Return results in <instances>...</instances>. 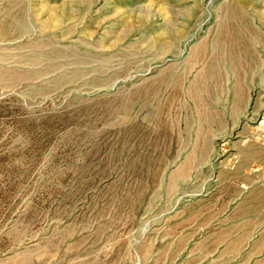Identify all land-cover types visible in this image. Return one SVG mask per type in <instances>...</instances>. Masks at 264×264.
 Wrapping results in <instances>:
<instances>
[{"label": "rangeland", "instance_id": "obj_1", "mask_svg": "<svg viewBox=\"0 0 264 264\" xmlns=\"http://www.w3.org/2000/svg\"><path fill=\"white\" fill-rule=\"evenodd\" d=\"M0 264H264V0H0Z\"/></svg>", "mask_w": 264, "mask_h": 264}]
</instances>
